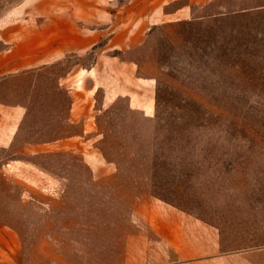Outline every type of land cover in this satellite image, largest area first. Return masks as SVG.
Listing matches in <instances>:
<instances>
[{
  "label": "rangeland",
  "instance_id": "obj_1",
  "mask_svg": "<svg viewBox=\"0 0 264 264\" xmlns=\"http://www.w3.org/2000/svg\"><path fill=\"white\" fill-rule=\"evenodd\" d=\"M26 2L0 0V22L23 19ZM48 2L42 0L36 7ZM120 2L127 0L110 7ZM187 2L173 0L167 10L173 12ZM205 13L207 9H200L196 15L203 18L155 25L138 38L141 45L121 52L135 61L138 77L151 80L150 88L143 85L146 80L137 81L135 90L154 92L153 111L130 110L121 98L113 109L101 112L102 90L88 95L76 85L70 95L69 88L57 90V80L63 81L57 76L79 68L77 56L51 67L49 73L28 72L1 83V99L24 101L30 109L16 141L0 147V229L30 226L20 213L27 209L31 214V208L16 203L21 184L61 182L58 175L36 169L33 161L48 170L69 168L73 183L89 182V173L80 171L85 166H117L129 169L137 184L150 182L153 195L218 225L232 251L264 248V9ZM94 58L87 54L82 64L90 66ZM51 89L60 93L49 98ZM75 98L88 106V115L96 116V125L85 135L83 153L33 157V140L82 132L79 124L62 123L63 112H68H59ZM49 106L61 116L54 126H48Z\"/></svg>",
  "mask_w": 264,
  "mask_h": 264
},
{
  "label": "crops",
  "instance_id": "obj_2",
  "mask_svg": "<svg viewBox=\"0 0 264 264\" xmlns=\"http://www.w3.org/2000/svg\"><path fill=\"white\" fill-rule=\"evenodd\" d=\"M41 1L27 0L23 19L0 22V85L28 72L49 73L51 67L77 56L79 68L58 75L63 81L57 80L56 89L69 88V95L72 85L87 95L102 90L101 112L113 109L121 98L130 110L155 109L154 92L135 90L137 81L146 80L143 85L150 88L151 80L138 77L135 61L121 55L141 45L138 38L155 25L203 18L196 15L200 9H207L203 16L264 9V0H188L173 12L167 10L173 0H127L116 8L110 5L119 0H49L46 7H36ZM12 25L17 26L11 29ZM90 53L95 55L93 63L83 65ZM56 89L49 90V98L60 93ZM34 91L33 85V95ZM81 100L69 99L59 112H68H63L62 123L79 124L82 132L33 140V157L83 153L85 135L96 125V116L87 114L88 106ZM29 109L24 101L0 98V147L16 141ZM48 110V126H54L61 116L57 108ZM84 157L87 160L86 151ZM33 164L58 175L61 182L20 185L16 203L31 208V214L27 209L20 213L30 226L0 229V264H264V248L232 251L218 225L153 195L151 183L137 184L127 168L85 166L80 171L89 173V182L73 183L69 168L48 170ZM75 190L79 193H72Z\"/></svg>",
  "mask_w": 264,
  "mask_h": 264
}]
</instances>
